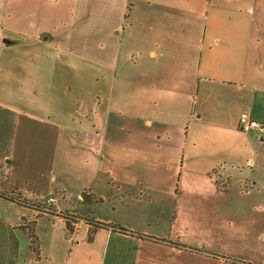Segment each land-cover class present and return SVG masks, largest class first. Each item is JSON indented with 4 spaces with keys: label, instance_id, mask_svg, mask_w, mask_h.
I'll return each mask as SVG.
<instances>
[{
    "label": "crops",
    "instance_id": "0c3cea01",
    "mask_svg": "<svg viewBox=\"0 0 264 264\" xmlns=\"http://www.w3.org/2000/svg\"><path fill=\"white\" fill-rule=\"evenodd\" d=\"M75 1L0 0V191L21 199L0 198V264H264L189 236L233 209L217 183L231 182L225 165L187 157L239 139L264 149L239 124L245 111L264 121V0H95L96 12ZM93 14V49L70 44ZM79 72L87 91L66 103L55 85ZM78 141L105 186H83L81 207L55 175L60 145ZM201 176L217 187H191ZM258 183L245 208L263 216Z\"/></svg>",
    "mask_w": 264,
    "mask_h": 264
},
{
    "label": "rangeland",
    "instance_id": "374dc122",
    "mask_svg": "<svg viewBox=\"0 0 264 264\" xmlns=\"http://www.w3.org/2000/svg\"><path fill=\"white\" fill-rule=\"evenodd\" d=\"M91 2L94 4L92 11L96 12L95 0H76L73 6L74 9L86 11ZM15 6L16 3L12 2L11 8L13 10H15ZM79 26L81 25L79 24L73 29V37L68 42L77 46L83 42V46L93 49L92 44L96 43L98 39L95 14H93L88 24L83 25L86 27ZM71 60L74 62L81 61L80 57L76 55H73ZM85 76L86 74L79 72V76H75L68 85L57 83L55 85V92L58 96L62 94L66 96L63 100L64 102L67 103V101L70 102L72 100L74 103V99L79 94H84L87 91L88 85H83L81 82L82 79H85ZM95 89L91 90L95 91ZM245 144L244 139L237 140L232 151H229V153L222 150L211 153V150L204 145H199L196 148L191 147L189 152H187L188 158L195 157L193 159H196V157L210 156L213 162L220 160L227 170L230 171L232 175L231 182L230 178L226 179V177L222 178L220 182L229 183L225 187L227 189L225 197L227 205L233 209L223 219L218 214V219L215 215L211 214L207 220H203L205 226L191 229L189 236L191 235L207 241V245L218 255L223 256L225 254L240 263L248 262V258H251V256L264 254V239L259 238L257 235L261 228L264 229V211H262L263 216H261V210L253 209L252 211L245 208L246 204L249 203L248 200L256 199L258 195V179H264V149H260L258 143L249 147H245ZM240 148H244V151ZM88 149L84 141L73 142L72 144L68 143L67 145L63 143L58 149V162L55 168L56 181L61 188V192L66 190L69 196L72 197V204H77L79 207H81V202L77 198L78 192H86V187H96L99 190L105 189L103 183L100 184L96 182L97 180H92V169L85 165L86 161L84 159H86L88 153H91ZM195 153L200 155L196 156ZM252 160H254L253 164L251 163ZM201 178L196 177V180H191L190 186L193 188L217 187L215 182L209 184L203 180L205 177L201 176ZM254 180L257 182V186L252 185V183L254 184ZM246 188H249V190ZM248 193L250 194L248 195ZM197 202L205 206H211L212 203H216L215 210H219V207H217V203L219 204V202L215 201L210 193H202L198 196ZM84 207L86 208L87 206ZM94 207H97V205H94ZM252 240L253 243L248 244Z\"/></svg>",
    "mask_w": 264,
    "mask_h": 264
},
{
    "label": "built area",
    "instance_id": "2783aa9c",
    "mask_svg": "<svg viewBox=\"0 0 264 264\" xmlns=\"http://www.w3.org/2000/svg\"><path fill=\"white\" fill-rule=\"evenodd\" d=\"M239 124L244 132H257L264 139V121L254 118L250 112H242L239 117ZM54 198L50 197L48 202H53Z\"/></svg>",
    "mask_w": 264,
    "mask_h": 264
},
{
    "label": "trees",
    "instance_id": "16d2710c",
    "mask_svg": "<svg viewBox=\"0 0 264 264\" xmlns=\"http://www.w3.org/2000/svg\"><path fill=\"white\" fill-rule=\"evenodd\" d=\"M221 181V179H217V183H218V185H219V187H221V188H225V187H227L228 186V184H225V182H220ZM0 198H5V199H10V200H16V201H20L21 202V199L18 197H15L13 194H11V193H8V192H1L0 191Z\"/></svg>",
    "mask_w": 264,
    "mask_h": 264
},
{
    "label": "water",
    "instance_id": "95a60500",
    "mask_svg": "<svg viewBox=\"0 0 264 264\" xmlns=\"http://www.w3.org/2000/svg\"><path fill=\"white\" fill-rule=\"evenodd\" d=\"M4 41H5L6 43H10V40H8V39H5ZM84 195H86V192L83 193V196H84Z\"/></svg>",
    "mask_w": 264,
    "mask_h": 264
}]
</instances>
